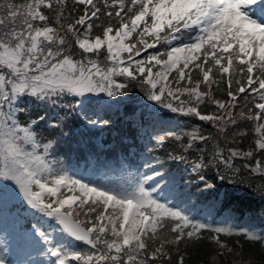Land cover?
<instances>
[{
	"label": "snow or ice",
	"instance_id": "6c2138e0",
	"mask_svg": "<svg viewBox=\"0 0 264 264\" xmlns=\"http://www.w3.org/2000/svg\"><path fill=\"white\" fill-rule=\"evenodd\" d=\"M0 223V264H264V0H0Z\"/></svg>",
	"mask_w": 264,
	"mask_h": 264
},
{
	"label": "rangeland",
	"instance_id": "374dc122",
	"mask_svg": "<svg viewBox=\"0 0 264 264\" xmlns=\"http://www.w3.org/2000/svg\"><path fill=\"white\" fill-rule=\"evenodd\" d=\"M181 167H182V165H181ZM185 179L188 180L189 176L186 175ZM196 184L197 183L193 182L192 185H191V192L193 193V196L190 198L191 202L196 205L195 211L199 212V213H202V214L203 213H209L212 216H215V214L219 210L220 206L219 207H215V208L212 207L210 205V203L208 202V198L212 195V193H208L207 196H205L202 192H198L197 191L199 188L195 189V187H193V185H196ZM13 211H15V209H13ZM20 211L22 213V209ZM222 214H223V216L227 215L225 210L222 211ZM236 218H237V214L235 213L234 218L232 220H235ZM7 223H8L9 231H12L14 221H13L11 216L8 217ZM239 224L242 227L247 226V224L245 223L244 217L240 220ZM257 224H259V221H257ZM2 228H3V225H2V223H0V229H2Z\"/></svg>",
	"mask_w": 264,
	"mask_h": 264
},
{
	"label": "trees",
	"instance_id": "16d2710c",
	"mask_svg": "<svg viewBox=\"0 0 264 264\" xmlns=\"http://www.w3.org/2000/svg\"><path fill=\"white\" fill-rule=\"evenodd\" d=\"M133 94H137L139 95V90L138 89H134L133 93H129V96H132ZM122 108L124 111H131V109L133 108V104L128 102V101H122L121 102ZM181 119H183V117H181ZM105 142H108L111 140V136L110 135H106L104 138ZM68 152V148L65 147L64 145H61L60 151L58 153H56V155L59 156H65V153ZM65 160H66V164H71V163H75V160L69 159L67 156H65ZM81 163L83 162V156L81 157ZM173 166L175 167V164H173ZM183 167V166H182ZM190 178L192 179L193 182H195V177L194 176H190ZM196 187H200V185H196ZM256 203L258 204L259 201H256ZM225 207H227V203H225L224 205L220 206V209L216 212L215 216L218 218H222L223 214L222 211L225 210ZM234 212H236L237 214V218L235 220H230L228 222L233 223L235 226H240L242 227L239 222L240 219L243 217L241 212L238 209H233ZM250 251H255L254 249H249ZM201 253L203 255H207V247L206 246H202L200 249Z\"/></svg>",
	"mask_w": 264,
	"mask_h": 264
}]
</instances>
